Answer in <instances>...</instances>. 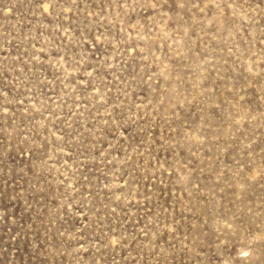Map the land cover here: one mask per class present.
I'll use <instances>...</instances> for the list:
<instances>
[{
    "label": "rangeland",
    "instance_id": "obj_1",
    "mask_svg": "<svg viewBox=\"0 0 264 264\" xmlns=\"http://www.w3.org/2000/svg\"><path fill=\"white\" fill-rule=\"evenodd\" d=\"M0 264H264V0H0Z\"/></svg>",
    "mask_w": 264,
    "mask_h": 264
}]
</instances>
